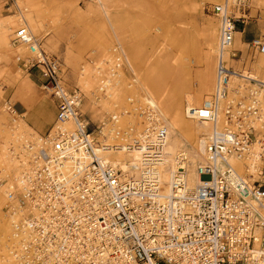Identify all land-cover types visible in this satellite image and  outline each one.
<instances>
[{"label": "built area", "instance_id": "built-area-1", "mask_svg": "<svg viewBox=\"0 0 264 264\" xmlns=\"http://www.w3.org/2000/svg\"><path fill=\"white\" fill-rule=\"evenodd\" d=\"M241 1L208 7L217 21L214 88L187 117L214 127L201 141L204 158L196 166V185L185 182L181 151L171 195L164 200L157 162L164 156L168 128L157 108L145 104L92 122L82 112L85 95L66 86L61 63L27 28L17 0L4 2L19 17L10 42L28 53L21 67L36 69L56 110L45 133L23 134L18 151L10 149L22 167L15 178L18 193H7L4 208L12 227L6 248L14 261L264 264V79L253 66L264 55V40L253 37L244 48L232 46L237 22H244ZM107 63L109 76L91 93L96 101L108 97L112 78L127 69L119 44L111 47ZM3 108L14 123L20 114L9 101ZM125 114L140 120L121 129L118 120ZM123 145L142 150L137 179L97 153ZM67 163L70 173L63 169Z\"/></svg>", "mask_w": 264, "mask_h": 264}, {"label": "rangeland", "instance_id": "rangeland-1", "mask_svg": "<svg viewBox=\"0 0 264 264\" xmlns=\"http://www.w3.org/2000/svg\"><path fill=\"white\" fill-rule=\"evenodd\" d=\"M5 1L0 0V166L4 146L12 141L9 127L13 126L9 113L3 110L4 102L12 104L20 100L29 112L42 100L41 123H45L54 110L51 98L41 88L36 69L26 72L21 67L20 61L28 53L24 54L21 47H13L8 31L2 27L6 20L3 18L14 15L6 10ZM18 1L28 7V18L33 23L31 30L42 40L45 53L61 63L66 86L78 88L85 95L82 112L92 122L97 123L110 113L141 108L144 105L141 100L143 83L153 93L168 120L175 113L180 117L181 129L177 130L178 133L172 132L170 141L174 137L183 146L192 144L204 132L206 126L186 118L182 108L187 94L191 96L192 105H199L211 91L217 21L208 7L223 0ZM240 14L244 15V22H237L233 45L244 48L253 37L264 40V0H242ZM115 44L122 47L128 66L112 78L113 87L106 92L108 97L96 101L91 93L109 76L107 60ZM7 94H10V100ZM130 98L133 99L132 105L128 102ZM163 101H172L177 112H165ZM28 112L20 115L24 117L25 131L29 132L34 130L26 122ZM132 120L130 115H122L118 120L119 128H126ZM172 146L178 147L177 144ZM13 173L5 175L1 171L0 186L13 183ZM4 190L6 187L0 189L1 220L4 216ZM2 225L0 231L5 232L6 225L1 230ZM2 255L0 251V259ZM6 264H10L9 260Z\"/></svg>", "mask_w": 264, "mask_h": 264}, {"label": "bare ground", "instance_id": "bare-ground-1", "mask_svg": "<svg viewBox=\"0 0 264 264\" xmlns=\"http://www.w3.org/2000/svg\"><path fill=\"white\" fill-rule=\"evenodd\" d=\"M17 6L21 10L20 15H22V19L25 22V25L31 31V33L34 35L33 31L31 30V25L33 27V23L28 18V15L30 13L28 10V7L18 0H17ZM1 13H2V11H1ZM3 19H6V20L3 21L2 27L8 31V36L11 40V34H12L13 30L18 26L19 17H17V14H14V15L5 16ZM28 20H29V22H28ZM236 34H237V32H236ZM236 34H235V38H236ZM216 37H217V30H216ZM233 44H232V46L235 47ZM20 47L23 49L24 54H27L26 49L22 46H20ZM215 48H216V42H215ZM236 48H238V47H236ZM214 53H215V50H214ZM260 63H262V64L260 65ZM259 65L261 67H259ZM253 66L256 69L258 75L263 74L261 79L262 78L264 79V55L261 56L257 62L253 63ZM141 85H142L141 86L142 90L144 92V93H142L141 100L144 102V105L150 104V105L155 106L157 108V110L159 111V113L161 114L162 118L166 121V125L168 128V138H167V143H166V147H165V151H164V156H163V159L161 161L157 162L158 163L157 168H158V173H159L158 176H159V181H160L159 198H160V200H164L171 195L170 184H171V181L173 178V173L176 171V158H177L176 155H177V153H179L181 151H182L183 155L185 156V161L183 164H181V165H183L182 167L185 168V170H184L185 171V182L189 187H194L196 185V183L198 182L197 181L198 176L196 173V166L198 163L202 162V160L204 158L203 150H202V146H201V141H203L204 135H206L210 131H212L214 126H210L209 122H207V121H198L200 124H202V126H206V129H204V132L202 134L198 135V137L195 139V141L192 144H187V145L183 146V144L177 138L174 139V137L171 140L172 141L171 142L170 138H171L172 132L178 133L177 130L181 129V125H182L180 122V117L178 115H176V113H175L177 111H175V109H174V107H175L174 104L172 103V101L171 102L165 101L166 103L164 101H163L164 103L162 102L163 107H164L163 109H165V112H167L168 114H169V112L175 113V116H173V114H172L171 120L170 119L168 120V117L165 116L164 112H162V110L157 105L153 93L145 86V84L142 83ZM213 88H214V60H213V69H212V87H211V91H210L209 95L212 93ZM209 95L206 98H208ZM185 98L186 99H185L184 104H183L182 113L186 118H188L187 115L190 113L191 109H195V108L199 107L201 105V103L199 105H192L191 102L189 101L191 99V96H189L188 94L185 96ZM261 103H262V107L264 109V92H263V96L261 98ZM161 107H162V105H161ZM3 110H4V112H7L5 109H3ZM17 117L19 119L18 122L15 121L13 123V126L9 127V129L11 131V140L12 141L10 143H6V145H8L7 148L5 147L6 145L4 146V152H3V155L1 156L3 162L1 163V166H0V172L2 171V173H4V174L5 173L8 174L11 171L14 172L12 174V177H11V180L13 181V183H11V184L8 183L6 186H0V189H2V190H3V188L6 187V190H4L5 203H4V207H3L4 216L2 217V220H1V216H0V224H3L1 227V230H4L5 225L7 228L5 232L0 231V246H1L0 251L3 254L2 258L0 259V263H3V264H6V260H9L10 264L11 263L12 264H19L13 260V258L9 255L8 250L6 248V239L12 234V227L10 225V221L8 220V218L5 217L6 214L4 211V208L7 205V193L8 192L16 193V194L18 193L20 185H19L18 179H15V178L18 175V173L22 170L21 165H19V162L15 158V156L13 154H11L10 149L14 148L15 151L17 152L18 151L17 146H19V144L17 145L16 143L18 142V140H20L26 133H33L34 132L32 130H30L31 132L25 131V129L23 127L24 126L23 125L24 117H21V115H17ZM130 117L133 118L132 125L137 123L139 120L138 116L130 115ZM135 120H137V121H135ZM208 125H209V127H207ZM4 127H5V125H4ZM34 133H36V132H34ZM16 138H20V139L17 140ZM114 143L115 142H113V141H109L108 144L113 145ZM173 144L174 145L177 144L178 147L172 146ZM141 152H142V150L140 151V149H137L136 147H126L124 145L121 147H114L113 146V147H106L104 149L99 148L97 150V153L99 156L109 158L112 161V163L116 167H118L121 171L129 172V175H131V177H133V179H137L138 172L135 171V169H139L140 164H142L140 162L141 161V155H140ZM231 164L233 166L239 168L238 164H236L234 160L231 161ZM70 168L71 167L69 166L68 163L63 167V169L69 173L71 172Z\"/></svg>", "mask_w": 264, "mask_h": 264}, {"label": "crops", "instance_id": "crops-1", "mask_svg": "<svg viewBox=\"0 0 264 264\" xmlns=\"http://www.w3.org/2000/svg\"><path fill=\"white\" fill-rule=\"evenodd\" d=\"M242 39H243V35H242ZM6 97H7V99H9L11 96H10V94H7ZM41 102H42V100L40 102H37L36 104H34L32 109L29 112H28V109H27L25 103H23L20 100H16V101L12 102V106H13V109L15 110V112L18 113V114H23V113L28 112L29 117L26 118L27 124L31 128H33V130L35 132L43 134L51 126V124H52V122L54 120V116H55L56 110H55V106H54V104H53V102L51 100L52 105L54 107V110H53V112H51V114H50L49 118L47 119V121H45V123H41V121H40V115H41L40 105H41Z\"/></svg>", "mask_w": 264, "mask_h": 264}]
</instances>
